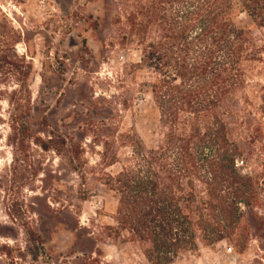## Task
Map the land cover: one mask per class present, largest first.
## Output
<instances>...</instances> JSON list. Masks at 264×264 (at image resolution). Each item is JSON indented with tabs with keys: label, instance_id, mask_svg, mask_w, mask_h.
<instances>
[{
	"label": "rangeland",
	"instance_id": "1",
	"mask_svg": "<svg viewBox=\"0 0 264 264\" xmlns=\"http://www.w3.org/2000/svg\"><path fill=\"white\" fill-rule=\"evenodd\" d=\"M138 6L149 2L0 0V264H150L141 243L116 233L120 195L102 178L119 164L106 165L103 147L82 128L90 105L100 123L135 130L147 148L160 143L154 77L133 70L139 49L118 46L129 27L125 14ZM263 66L247 69L239 94L254 120L245 125V156L233 163L236 173L254 178L256 199L227 213L226 237L209 243L200 236L198 249L172 264H264V151L248 148L264 145ZM24 87L33 105L46 106L49 125L59 124L79 148L78 170L65 154L45 148L51 144L45 124L13 147L12 118Z\"/></svg>",
	"mask_w": 264,
	"mask_h": 264
},
{
	"label": "trees",
	"instance_id": "2",
	"mask_svg": "<svg viewBox=\"0 0 264 264\" xmlns=\"http://www.w3.org/2000/svg\"><path fill=\"white\" fill-rule=\"evenodd\" d=\"M147 1L149 6L125 14L129 27L118 46L139 49L133 70L154 77L150 87L160 115V143L147 148L135 130L100 123V111L90 105L82 128L103 147L106 165L119 164L116 173L102 178L120 195L116 233L128 232L141 243L150 264H172L196 251L199 238L214 243L226 237L227 213L256 199L254 178L236 173L233 163L245 156V125L254 120L239 94L247 69L264 64V0ZM27 78L26 73L23 84ZM19 95L10 137L15 150L37 124H45L51 142L45 148L65 154L78 170L80 151L73 139L59 124L49 125L46 106L33 105L29 89ZM121 148L127 151L120 153ZM248 148L253 155L264 151V145Z\"/></svg>",
	"mask_w": 264,
	"mask_h": 264
},
{
	"label": "built area",
	"instance_id": "3",
	"mask_svg": "<svg viewBox=\"0 0 264 264\" xmlns=\"http://www.w3.org/2000/svg\"><path fill=\"white\" fill-rule=\"evenodd\" d=\"M244 163V161L243 160H241V164H243Z\"/></svg>",
	"mask_w": 264,
	"mask_h": 264
}]
</instances>
